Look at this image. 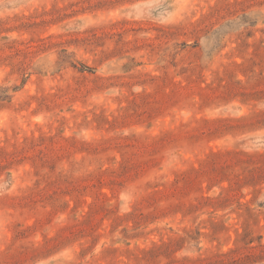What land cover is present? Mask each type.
<instances>
[{"label":"rangeland","instance_id":"rangeland-1","mask_svg":"<svg viewBox=\"0 0 264 264\" xmlns=\"http://www.w3.org/2000/svg\"><path fill=\"white\" fill-rule=\"evenodd\" d=\"M0 264H264V0H0Z\"/></svg>","mask_w":264,"mask_h":264}]
</instances>
